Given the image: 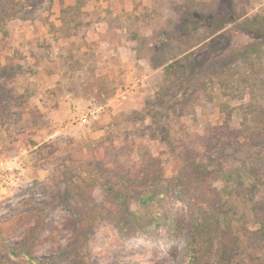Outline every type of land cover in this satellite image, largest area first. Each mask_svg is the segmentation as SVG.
Wrapping results in <instances>:
<instances>
[{
    "label": "rangeland",
    "instance_id": "obj_1",
    "mask_svg": "<svg viewBox=\"0 0 264 264\" xmlns=\"http://www.w3.org/2000/svg\"><path fill=\"white\" fill-rule=\"evenodd\" d=\"M255 16L264 0H0V264H75L84 250L91 264H183L198 190H170L175 220L149 234L102 218L111 186L133 198L176 172L222 191L229 264H264V129L251 134L264 44L232 56ZM185 25L188 41L171 37ZM185 48L194 73L173 84L165 69Z\"/></svg>",
    "mask_w": 264,
    "mask_h": 264
},
{
    "label": "trees",
    "instance_id": "obj_2",
    "mask_svg": "<svg viewBox=\"0 0 264 264\" xmlns=\"http://www.w3.org/2000/svg\"><path fill=\"white\" fill-rule=\"evenodd\" d=\"M211 26H213V22ZM239 26L243 32L254 37V40L241 49L234 51L232 56L235 59H247L256 56L260 51V47L264 44V16L246 19L240 22ZM222 28L223 25L215 27L213 33ZM189 30L190 27L186 25L179 28V30H177V27H172L170 35L188 41ZM188 50V48H185L183 50L184 55L176 58L165 69L166 74L171 75V83L173 84L183 85L194 73L196 62L192 56L195 52H188ZM257 110L259 112L252 120L253 130L251 134L253 135L262 132L264 129V105L258 106ZM251 137L252 135H249L246 139H251ZM113 179L124 181L126 186L132 184L131 176L128 173L116 172ZM189 179V174L182 176L176 172L171 177L161 179L160 187H164L163 191L161 189L140 190L133 198L129 193L117 191L111 186L110 190L116 194L114 207L108 214L102 215V218L110 219L117 226L129 229L132 232L149 234L153 227L162 223H171L175 220L170 217L163 206V200L167 198L166 196L170 190L178 195L183 190L179 186L185 188L187 192L193 190L197 192L198 190L194 200L201 207L200 211H197L190 218V232L187 236L189 248L183 264H211V250L216 241H219V255L215 264H229L231 258L238 252L239 245L238 238L231 233L224 208L223 193L216 187L204 191V188L201 189V181L197 183L193 179ZM210 193H213V195ZM132 201L135 203L133 209L130 208ZM75 264H91L89 252L87 250L82 251Z\"/></svg>",
    "mask_w": 264,
    "mask_h": 264
}]
</instances>
